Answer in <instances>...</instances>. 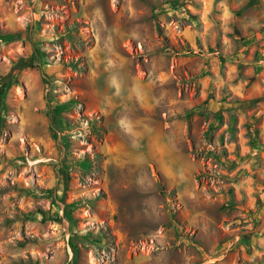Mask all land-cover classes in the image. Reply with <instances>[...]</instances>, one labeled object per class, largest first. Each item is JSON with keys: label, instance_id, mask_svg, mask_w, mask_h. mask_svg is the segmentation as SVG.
Listing matches in <instances>:
<instances>
[{"label": "rangeland", "instance_id": "rangeland-1", "mask_svg": "<svg viewBox=\"0 0 264 264\" xmlns=\"http://www.w3.org/2000/svg\"><path fill=\"white\" fill-rule=\"evenodd\" d=\"M7 33L0 75L40 57L0 112V264H264V0H0Z\"/></svg>", "mask_w": 264, "mask_h": 264}, {"label": "trees", "instance_id": "trees-1", "mask_svg": "<svg viewBox=\"0 0 264 264\" xmlns=\"http://www.w3.org/2000/svg\"><path fill=\"white\" fill-rule=\"evenodd\" d=\"M20 34H0V43L1 44H10L13 42H16L20 39ZM29 41L30 38L28 37ZM34 54L31 55L30 58L26 60H22L18 63H16L12 69L5 75H0V112L5 113L6 111V105H5V97L7 94V91L10 89L11 86L14 84H17V76L20 71H22L25 68H28L32 66L40 57L39 50L33 49ZM46 194L48 198H53L54 191L53 190H46ZM54 202V199H53ZM80 203H71V204H64L63 208V217L68 222L70 227L74 226L75 220L72 216L73 211L78 207Z\"/></svg>", "mask_w": 264, "mask_h": 264}]
</instances>
